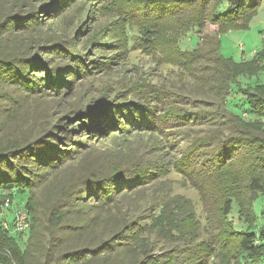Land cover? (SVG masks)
<instances>
[{"label": "trees", "instance_id": "trees-1", "mask_svg": "<svg viewBox=\"0 0 264 264\" xmlns=\"http://www.w3.org/2000/svg\"><path fill=\"white\" fill-rule=\"evenodd\" d=\"M262 1L135 0L126 12L143 26L141 49L160 53V23L186 15L188 30L247 27ZM40 5L0 0V211L9 200L8 209L25 210L30 221L27 233H14L0 220V264H264V78L245 94L237 78L257 59L216 57L230 76L225 86L246 99L241 110L226 106L218 122L155 103L152 112L133 101L109 106L101 89L71 101L90 66L45 35L59 4ZM210 41L214 55L220 41ZM199 46L177 49L180 59L209 60ZM185 129L201 134L183 138L171 166L194 179L204 214L182 206L171 223L164 218L171 203L139 199L168 165L106 140ZM184 217L190 225L179 222Z\"/></svg>", "mask_w": 264, "mask_h": 264}, {"label": "rangeland", "instance_id": "rangeland-1", "mask_svg": "<svg viewBox=\"0 0 264 264\" xmlns=\"http://www.w3.org/2000/svg\"><path fill=\"white\" fill-rule=\"evenodd\" d=\"M54 1L59 7L55 16L51 15L53 20H45L50 24L44 29L45 35L54 36L60 47L71 46L75 55L85 57L84 61L90 66L80 84V93L71 101L80 99L81 94H88L84 100L90 95L98 96L101 89L107 101L111 102L109 106L133 101L141 103L139 108L152 112V104L155 103L161 110L182 108L188 112H203L218 122L225 119L229 111L226 106L241 110L246 99L225 86L230 76L225 74V67L219 68L216 57L231 58L238 63L257 59L252 66H245L244 75H237L241 86H244L239 91L244 94L251 91L248 83L256 76L264 78V1L247 27L238 24L236 28L225 29L207 23L202 30H188L186 15L162 22L158 37L160 53L146 51L139 46L136 36L143 26L139 24L140 19L126 12L131 1L135 0H31L35 5L41 4L39 8ZM126 35H134V40ZM218 40L220 50L213 55L209 51L212 45L208 43ZM106 42L113 43L105 46ZM199 42L209 60L197 59L192 64L187 56L184 61L180 59L177 49L197 52ZM199 129L175 130V134L163 135L142 131L120 133L106 140L130 149L134 156L142 157L143 154L145 161L148 158L154 163L168 165V173L140 193L139 199L149 202L157 197L161 203H171L172 212L169 210L164 215L171 223L182 217V206L190 210L193 206L204 214L194 179L183 176L171 166L186 144L183 138L200 135L202 130L200 132ZM176 146L180 147L179 151ZM161 207L155 213L157 216ZM5 212L10 219L13 218L11 211L5 209ZM232 217L240 225L238 215ZM179 222L190 225L187 217Z\"/></svg>", "mask_w": 264, "mask_h": 264}, {"label": "built area", "instance_id": "built-area-1", "mask_svg": "<svg viewBox=\"0 0 264 264\" xmlns=\"http://www.w3.org/2000/svg\"><path fill=\"white\" fill-rule=\"evenodd\" d=\"M9 206L10 202L8 200L2 205V210L0 211V220L3 226L14 233H27L30 229V221L27 212L17 208L10 210L8 209ZM5 209L11 211L13 214L12 219H10L8 213H4Z\"/></svg>", "mask_w": 264, "mask_h": 264}]
</instances>
